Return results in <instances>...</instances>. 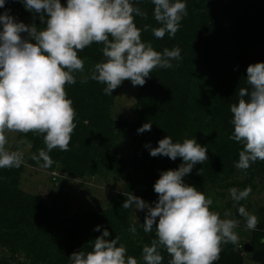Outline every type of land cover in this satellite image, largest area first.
Masks as SVG:
<instances>
[{
	"label": "trees",
	"instance_id": "obj_1",
	"mask_svg": "<svg viewBox=\"0 0 264 264\" xmlns=\"http://www.w3.org/2000/svg\"><path fill=\"white\" fill-rule=\"evenodd\" d=\"M183 2L188 15L181 21L175 37L166 34L157 39L151 32V28L160 26L154 19L152 0H134V6L147 13V19L135 17L134 21L142 30V42L151 43L159 52L178 46L182 59L173 61L171 69H154L145 78L144 86H136L138 98L133 123L112 117L120 87L111 96L105 95V85L93 81L92 71L86 69L89 64L95 66L104 60L103 45L93 43L78 53L84 60V71L74 74L75 84L65 86L68 98L73 101L77 126L70 151L53 149L49 153L54 161L49 170L60 165L69 176L83 179L102 173L122 176L129 167V180L133 185L139 183L143 196L156 202L158 194L153 186L160 173L177 169L183 161L179 157L175 161L152 157L145 145L155 148L159 140L170 136L173 142L196 139L202 147H208V160L195 165L187 176L189 185L198 191L209 195L215 189L236 184L241 190L248 186L253 189L257 177L264 179V161H257L244 172L243 181H236L238 169L234 163L239 159L242 145L228 138L233 132L230 106L238 103L240 88L248 87L246 69L251 64L264 63V0ZM61 4L66 6V0H61ZM13 5L23 7L16 0H6L5 11ZM34 18L32 24L43 28L38 15L34 14ZM145 24L151 26L149 31H143ZM84 78L87 83L80 82ZM124 82L132 84L129 80ZM145 123L152 124L151 131L138 134L137 130ZM23 135L32 144L30 164L39 165L31 157L46 148L43 136L32 132ZM124 138L131 139L134 146L132 165L117 151ZM22 171L23 165L0 169V264H71V254L91 251L92 241L105 228L109 231L106 239L119 236L127 255L143 264L142 249L156 238L155 228L145 233L142 228L145 215L135 220L134 207L122 208L127 196L114 197L107 207L67 215L65 209L49 207L42 196L22 190ZM234 203L227 202L224 209L231 211L229 218L241 220L237 209L244 205L240 202L233 207ZM214 208L220 209V202ZM256 216L259 222L249 254L255 262L264 264V244L260 243L264 238V207L258 209ZM132 225L137 229L135 235L128 230ZM97 226H101L100 232L94 231ZM241 248L238 244H222L220 258L214 264H244ZM233 249L239 254L234 260L228 257ZM160 251L163 264H168L171 257L163 248Z\"/></svg>",
	"mask_w": 264,
	"mask_h": 264
},
{
	"label": "clouds",
	"instance_id": "obj_2",
	"mask_svg": "<svg viewBox=\"0 0 264 264\" xmlns=\"http://www.w3.org/2000/svg\"><path fill=\"white\" fill-rule=\"evenodd\" d=\"M16 2L38 15L44 27L17 22L10 10L0 13V169L19 168L23 163L22 153L5 148L6 131L42 135L46 148L31 159L44 169L54 163L49 155L53 149L70 151L77 126L76 111L65 86L75 84L74 74L84 71V60L78 53L86 47L93 43L103 45L104 60L95 64L90 78L105 85L103 92L110 96L123 81L142 87L154 69H171L173 61L182 59L178 46L159 52L151 43L142 42V30L134 21L135 17L147 19V13L134 6V0H66V6L61 0ZM152 3L154 19L160 25L151 28L153 36L162 39L167 34L174 38L188 15L186 3ZM5 4L6 0H0V8ZM150 27L145 24L143 31ZM246 72L248 87L240 88L238 103L230 106L233 132L228 137L242 145L234 167L244 172L253 163L264 161V63L251 64ZM80 82L87 83V78ZM151 128V123H145L137 132L142 134ZM145 147L152 157L163 156L172 161L179 157L183 162L175 170L160 173L153 186L158 194L154 206L131 193L122 204L124 209L134 207L135 212L146 210L142 224L145 233L155 228L156 238L143 246V264H163L161 248L171 257L168 264H214L220 258L222 244L238 243L235 229L240 220L227 218L232 216L231 211H225L226 218L222 219L218 212L210 210L211 198L184 183L183 178L195 165L208 160V147H202L196 139L173 142L170 136L159 140L155 148L150 144ZM228 191L236 207L250 196L252 188L232 187ZM237 211L246 230L255 231L258 217L244 206ZM128 230L133 235L137 232L135 225ZM94 231L100 232L101 226ZM107 237L109 231L105 228L92 241L91 251L71 254V264H138L135 257L127 255L119 236L111 240ZM260 243L264 244V238Z\"/></svg>",
	"mask_w": 264,
	"mask_h": 264
},
{
	"label": "rangeland",
	"instance_id": "obj_3",
	"mask_svg": "<svg viewBox=\"0 0 264 264\" xmlns=\"http://www.w3.org/2000/svg\"><path fill=\"white\" fill-rule=\"evenodd\" d=\"M9 10V14L17 21L27 23L28 25L35 22L34 13L26 11L24 7L13 5ZM3 12H5V9L0 8V13ZM22 35L27 36V34ZM93 68V64H89L86 67L89 72ZM137 98L138 87H134L132 84L123 81L112 108L111 113L113 119L133 123L136 120L134 105L137 103ZM5 135L7 138L5 148L10 152L18 151L23 156L20 188L28 193L42 196L49 207L57 206L62 210L65 209L67 215H74L107 207L114 197H124L128 193L140 197L146 203L154 206V201L143 196V189L139 183L133 185V181L129 180V167L122 176L114 173H102V175L100 174L94 177L76 179L66 174L60 165H57L54 170L44 169L39 165H31L30 156L32 144L23 133L6 131ZM133 150L134 146L131 144V139L129 138H124L117 149L118 154L127 160L130 165L134 162L132 159ZM187 176L183 180L185 184L189 185ZM244 178V171L238 170L236 181H243ZM254 185L255 187H253L250 196L241 202L247 211L256 215L258 209L264 207V179L257 177L254 180ZM232 187L241 190L238 184ZM229 189H215L209 195L204 193L206 197L211 198L213 201L210 210L218 212L222 219L226 218L224 216L226 211L224 206L227 202L233 201L230 197ZM221 195L224 196L222 197ZM216 202H220V209L214 208ZM133 210V218L135 220L139 219L142 215H146V210L136 212L135 208ZM255 231L246 230L244 219L240 220V225L235 229V232L239 236L238 247H242L241 257L244 264H260L252 259L251 254L244 251L246 244H252V236ZM21 259L23 258L21 257Z\"/></svg>",
	"mask_w": 264,
	"mask_h": 264
},
{
	"label": "water",
	"instance_id": "obj_4",
	"mask_svg": "<svg viewBox=\"0 0 264 264\" xmlns=\"http://www.w3.org/2000/svg\"><path fill=\"white\" fill-rule=\"evenodd\" d=\"M252 249L253 247L250 244H246L244 247L245 252H248V253L252 252ZM237 256H238V252L234 249L228 252V257L232 260L236 259Z\"/></svg>",
	"mask_w": 264,
	"mask_h": 264
}]
</instances>
